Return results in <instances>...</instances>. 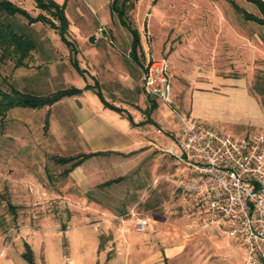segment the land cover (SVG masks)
<instances>
[{"label":"rangeland","instance_id":"rangeland-1","mask_svg":"<svg viewBox=\"0 0 264 264\" xmlns=\"http://www.w3.org/2000/svg\"><path fill=\"white\" fill-rule=\"evenodd\" d=\"M6 1L40 21L28 23L18 13L5 16L13 31L32 38L33 46L19 56L18 64V50L7 47L2 52V92L11 87L43 95L63 86L91 85L94 79L103 100L123 114L135 111L142 118V108L154 102L152 117L164 120L162 132L180 130V117H192L198 124L237 136V129L250 127L248 122L254 116L244 104V90L248 87L258 101H264V25L246 20L241 11L264 18L245 0H127L124 21L137 29L141 45L135 59L128 54L129 32L109 11V0H51L63 8L66 38L74 50L64 46L49 26V22H57L47 9L36 7L32 0ZM153 56L168 59L169 70L176 71L174 94L168 104L143 93L138 81L142 66ZM74 58L93 79L85 74L79 82L71 68ZM203 86H214L215 93L189 94ZM76 104L75 100L62 99L38 109H8L0 117L2 258L11 264H29L20 256L26 243L35 264H94L91 233L96 232L100 243L96 250L102 251L96 263L107 264L105 256L111 254L113 244L110 240L118 231L115 225L138 232L134 227L137 217L151 223L167 222L169 230L174 222L196 220L201 225H218L224 232L173 183L177 170L166 152L169 147L151 146L126 178L101 188L79 187L67 172L62 175L68 164H57L51 156L80 153L76 121L69 111ZM250 129L253 131L246 132L257 131ZM38 184L50 194L35 190ZM87 191L89 199L84 197ZM5 202L14 205L13 212ZM72 224L82 228L66 237L64 230ZM241 264H247L243 253Z\"/></svg>","mask_w":264,"mask_h":264},{"label":"crops","instance_id":"crops-1","mask_svg":"<svg viewBox=\"0 0 264 264\" xmlns=\"http://www.w3.org/2000/svg\"><path fill=\"white\" fill-rule=\"evenodd\" d=\"M149 28L153 29L150 25ZM139 47L141 48L140 43ZM69 50L71 49L69 48ZM151 58L158 57L153 56ZM166 60L168 68V59ZM175 72L169 70L170 99H172L174 94L172 81ZM82 73L80 75L76 72L80 80L79 82L83 81L82 77L85 74L93 79L90 72L86 73L82 69ZM83 85L79 86L76 84L74 87L81 88ZM140 86L144 93L141 84ZM247 88L244 90L245 95H242L246 102L244 104L254 114L248 123L251 125L250 127L257 128V131L254 130L252 132L256 133L264 130V111L258 103V98L249 92ZM215 89L214 86L210 88L203 86L190 90L189 94L190 92L203 93V91L215 93ZM62 99H71L77 102L76 106L69 111L76 121L74 127L78 133L77 148L80 149V153L94 152L91 156L81 160L79 164L70 168L68 172L66 171L68 176L79 187H90L113 178H121L116 181L120 182L131 171L135 170L137 164L141 163L144 158L145 151L149 150L151 146L167 148L173 146L175 141L177 142V136L180 130L171 132L166 129L162 132L160 125L164 123V120H155L152 117L153 109L149 111L150 121L147 122L144 121L145 116L142 113L145 107L141 110L142 118L138 117V114H136L138 112H126L131 118L130 122L120 110L116 112L103 106L91 88L82 90L80 93H76V95L62 96V98L55 102L61 101ZM188 111L190 117L191 111L189 109ZM95 115H98L99 118L96 117L94 119ZM149 122L153 123V126H149ZM250 127L238 128L236 132L239 135L247 134V130L253 131ZM157 130L159 131L157 132ZM174 169L177 170V172L175 171V174H177L180 168L174 165ZM137 178L141 179L138 176ZM33 188L44 195L50 194L40 184H38L37 188ZM178 190L181 192L180 188ZM181 194L192 202L182 192ZM140 219H143L145 226L142 233L139 231L134 232V229L119 223L115 225L118 231L115 232L114 238L110 240L113 244L111 254L105 256L106 260H108L107 264H241L242 262V253L237 249L236 243L227 237L218 225L211 223L209 225H201L196 220L189 222L180 220L170 224L173 230H169V225L166 224L167 222L162 223L157 221L151 223L146 218ZM81 228L82 226H79V224H72L70 227L67 226L64 230V235L67 237L68 233L71 232L74 234ZM124 228L126 230L123 231ZM91 235L93 243L91 257L95 261L94 264H97L96 260L97 258H101L102 251L98 250L97 253L96 250L100 244L97 240V233L92 232ZM82 241L87 244L86 242L88 240L87 238H83ZM2 257L5 256L0 252V264H11L7 259ZM40 264H44V262L41 261Z\"/></svg>","mask_w":264,"mask_h":264},{"label":"built area","instance_id":"built-area-1","mask_svg":"<svg viewBox=\"0 0 264 264\" xmlns=\"http://www.w3.org/2000/svg\"><path fill=\"white\" fill-rule=\"evenodd\" d=\"M140 71L143 90L168 104L167 60L147 59ZM179 121L177 142L165 148L180 168L173 183L224 228L245 263L264 264V130L237 136L192 117ZM134 227L142 232L143 219Z\"/></svg>","mask_w":264,"mask_h":264},{"label":"trees","instance_id":"trees-1","mask_svg":"<svg viewBox=\"0 0 264 264\" xmlns=\"http://www.w3.org/2000/svg\"><path fill=\"white\" fill-rule=\"evenodd\" d=\"M247 2H250L255 8H257L263 15L264 18V1L263 0H245ZM33 4L36 7H39L41 9L45 8L47 9L48 13L51 15L52 18L56 20V24L54 25L53 23L51 24L49 22V26L56 32V34L59 37V40L67 47H69L71 50H74V47L70 43V41L67 40L66 38V25H67V20L64 18V15L62 13V6L57 5L51 0H32ZM109 11L113 12L115 15L118 17V23L123 26L127 31L129 32V51L128 54L130 57H134L135 59V51L139 49V43H138V32L136 29L132 28V26H128L126 22L124 21V15H123V10L125 9V6L127 4V0H109ZM245 15L246 20H251L252 22H257L262 25H264V19L261 20L257 17H254L250 14L245 13V11H241ZM1 13H3L1 15ZM18 13L20 16H22L24 19L27 20L28 23L30 22H37L40 21L37 17L33 16H28L22 9H20L18 6H12L8 1L6 0H0V56L2 55V52L7 49V47L18 50L19 54L16 57V64L21 63L19 60V56L22 57L23 55L26 54L28 50H30L33 46V41L32 38L30 39L28 36L21 34L19 32H15L10 28V24L8 21H5V16H9L12 14ZM71 68L77 72V74L82 75V69H80L78 66L77 60L72 59L71 62ZM91 88L93 92L95 93V96L97 99L103 104V106H106L108 109L119 112L118 107L114 106L113 104L108 103L107 101L103 100L101 96V91L97 87L96 81L94 79L92 80L91 85H86L84 84L81 88H78L77 86H67V87H61L58 89H55L53 91L47 92V94L39 95L36 93H28V92H22V90H16L14 88L9 87L8 91L2 92L0 91V117L3 116V114L6 112V110L14 107H20L22 106L23 108H41L43 106H48L52 105L55 101L58 99L62 98V96H71V95H76V93H80L82 90L89 89ZM253 91L256 92V87L253 86L251 88ZM261 92V91H259ZM257 91V93L259 94ZM259 105L261 108H263L264 111V101L260 100ZM155 106L154 102H151L145 107L143 110V114L145 116V122L150 121L149 118V111ZM126 118L131 122V118L128 114H125ZM46 120L44 121L43 128L45 127ZM129 122V123H130ZM94 152L90 153H78L76 155H71V156H51L52 160H54L55 163L64 165L67 163L68 165L65 166L62 170L61 173L62 175H65L66 171L73 166H76L79 164L81 160L86 159L87 157L91 156ZM121 178H113V179H108L106 181H103L98 184H94L95 187L101 188L104 186H107L109 183H113L118 181ZM90 192L87 191L84 194V197L89 199L90 197ZM7 205V209L12 211L15 209L14 205L11 204L10 202H5ZM24 249L23 252L20 253V256L23 260L27 261L29 264H35L30 257V248L27 246L26 243H23Z\"/></svg>","mask_w":264,"mask_h":264}]
</instances>
